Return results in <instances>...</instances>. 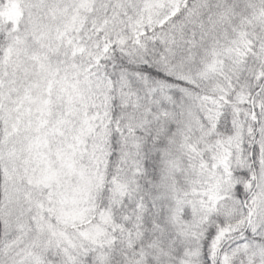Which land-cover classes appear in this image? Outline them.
<instances>
[{
	"label": "snow or ice",
	"instance_id": "1",
	"mask_svg": "<svg viewBox=\"0 0 264 264\" xmlns=\"http://www.w3.org/2000/svg\"><path fill=\"white\" fill-rule=\"evenodd\" d=\"M0 264H264V0H0Z\"/></svg>",
	"mask_w": 264,
	"mask_h": 264
}]
</instances>
